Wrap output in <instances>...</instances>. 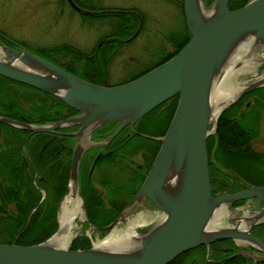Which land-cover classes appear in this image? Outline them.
I'll return each mask as SVG.
<instances>
[{"label": "water", "instance_id": "95a60500", "mask_svg": "<svg viewBox=\"0 0 264 264\" xmlns=\"http://www.w3.org/2000/svg\"><path fill=\"white\" fill-rule=\"evenodd\" d=\"M68 1L81 12L97 13L84 9L74 0ZM228 2L213 0L206 5L205 0H182L189 40L172 56L145 73L113 85L84 79L20 42L11 46L0 41L2 76L43 89L77 110L66 118L44 123L2 113L0 122L31 133L45 131L76 137L67 189H76L82 208L78 167L91 143L87 140L91 131L107 122L119 121L107 138L96 141L106 143L127 124L134 130L135 121L178 93L174 113L164 134H148L159 139L161 144L140 187L113 220L105 225H90L111 230L129 213L138 212L144 200L149 199L158 213L137 229L132 242L108 246L91 241L89 247L70 248L74 239L71 236L66 246L56 245L51 239L60 229L58 215L56 232L43 241L35 244L0 242V264H167L189 249L200 245L208 248L210 243L225 238L238 243L240 250L234 255L250 256L254 263L264 261V240L252 232L255 225L264 223V183H246L242 189L215 195L210 188L206 147L207 136L214 132L210 123L213 122L215 128L219 115L227 107L249 90L264 86V0H248L235 8H229ZM247 42L252 47V54L247 55L249 60L252 65L257 62L260 67L249 80L236 82L242 84L239 90L213 114L215 82ZM240 58L235 64L241 61ZM70 126L79 128L59 130ZM244 199H255L260 207L243 212L234 203ZM222 207L233 214L215 223ZM84 210L83 219L86 218ZM246 243L247 249L244 247Z\"/></svg>", "mask_w": 264, "mask_h": 264}, {"label": "trees", "instance_id": "16d2710c", "mask_svg": "<svg viewBox=\"0 0 264 264\" xmlns=\"http://www.w3.org/2000/svg\"><path fill=\"white\" fill-rule=\"evenodd\" d=\"M75 1L78 3V0ZM212 1L205 0V4L209 5ZM246 1L248 0H229L228 6H230L229 8L243 6ZM179 6L182 8V0H179ZM106 12L100 11L95 15L101 16V13ZM134 21L133 26L135 27L138 21L136 18ZM187 29L184 20V28L178 31L177 40L174 38L175 34H167L172 49L164 52L153 63L138 73H134L129 79L145 73L178 51L185 41L189 40L190 34ZM6 39L8 38L0 30V40L6 42ZM114 41L113 37H109L104 43ZM32 51L91 81H95V78L103 76V73L106 72V63L101 57H95L93 54L87 56L86 51L72 44L40 46ZM83 59L93 71L88 77L86 76L87 72L83 70ZM16 85L30 88L31 91L20 92L18 88L14 87ZM177 97L178 93L169 99L170 104L166 106L167 111L164 115L166 124L160 128L159 135L164 134L168 123H170ZM162 104L155 108L161 107ZM64 107H66L64 101L43 89L40 90L0 74V114L3 113L17 119L25 117L28 121L44 123L59 117ZM229 108L219 115L216 131L210 133L206 138L211 182L215 181L217 185L224 183L220 178L222 172L219 171V167L224 166L248 181H252L248 176H257L262 180L261 183H264V154L252 146L256 129L253 125L244 122L246 119L242 114L245 112L242 111L236 116L234 113H228ZM160 117L158 115L155 120H159ZM0 139V242L35 244L43 241L56 232L58 227V205L62 201L68 180V168H62L61 157L66 154L67 140L70 138L64 134L53 135L51 132L45 131L31 133L27 129L15 127L2 121L0 122ZM152 140L154 141V154L161 143L159 139ZM22 146H24V150ZM42 190L45 192L43 193ZM83 196L87 197L86 203L90 200H97L98 197L93 193L89 195L85 193ZM242 201L238 200L235 204L242 203ZM119 210L120 207L114 209L110 217L103 223L110 222ZM95 213L98 215V211ZM258 226L264 229V223ZM90 245L91 243L86 237L80 234L73 239L70 248H85ZM195 249L181 253L167 264H184L185 254ZM209 249L208 259L202 258L197 264H264V261L254 263L251 257L244 254L233 255L238 250V246L232 239L225 238L212 242ZM202 250L205 253L204 247ZM229 255L232 256L228 257Z\"/></svg>", "mask_w": 264, "mask_h": 264}, {"label": "rangeland", "instance_id": "374dc122", "mask_svg": "<svg viewBox=\"0 0 264 264\" xmlns=\"http://www.w3.org/2000/svg\"><path fill=\"white\" fill-rule=\"evenodd\" d=\"M78 3L84 9L94 10L97 13H100V11L107 12L101 13V16L99 14L95 15L96 13L94 15L84 13L74 8L68 0H0V30L8 38L6 39L7 43L20 42L21 45L31 50L39 48L40 46H54L66 43L89 52L100 36H109L106 34L110 33L112 28L111 18L118 20L121 16L126 15V13L122 12L115 13L113 9H118L119 7L129 8L131 6L137 8L142 11L141 13H143L144 19L146 20L144 21L142 35L136 39L140 46H138V43H135L125 53H120L115 59L108 60L106 62L108 63L106 72L103 73V76H98L94 79V82L98 84L113 85L123 82L124 79H129L134 73H138L153 63L159 56L158 53L154 52L157 48L166 46L168 49H172V44L167 39V34L174 35L178 33V30L181 31L184 28L185 18L181 11L182 8L179 6V0H78ZM144 38L145 43L143 41ZM258 53L262 54L261 51ZM240 63L237 62L235 67L238 68L242 65ZM259 65L257 62H254L253 66L247 69L248 71L246 70L235 74L234 79H232L233 83L249 80L257 68L260 67ZM14 87L18 88L20 92L28 93L31 91L30 88L23 87L22 85H16ZM260 88L251 91V93H246L241 101L239 100V102L229 108L228 113H234L238 116L240 112H245V114H242L244 119H246L244 122L253 125L254 129H256L252 146L264 154V88ZM40 96L42 98V95ZM246 101L250 102L248 106ZM168 104H170L169 100L162 105L165 106ZM163 106L153 109L149 114L144 116L141 120V125L138 127L142 134L157 135L160 128L166 124L164 114H166L167 107L163 108ZM158 115L161 116L160 119L155 120ZM212 128L213 122L210 123V129ZM149 143L154 144V141L149 139V137L146 138L138 134L129 140L130 145L145 146L144 144ZM127 155H129L127 160L131 164L142 161V155L139 152ZM219 171L222 172L220 178L224 183L217 185V182L213 181L212 186L214 187V191L223 193L229 187V184L226 186L225 182H232L227 176L228 173L232 174L231 177L234 174L233 171L224 166L219 167ZM224 172L227 174H224ZM248 178L252 180L250 183L261 184L262 180L257 176H248ZM236 179L238 182L242 181L241 183L246 184V181L240 180L239 178ZM242 185L239 184V187ZM256 202L251 199L243 200L242 203L237 205L245 212V210L258 209L259 205ZM57 211L58 220L59 208ZM141 211L147 217L153 215L152 218L156 217L158 213L153 204L144 208L141 207L140 210L138 209V212ZM125 223V220H121L118 225L125 228L128 226ZM79 231H83L82 227ZM79 231L74 234L79 235ZM97 231L91 229V234L94 232L98 236ZM253 231L255 233L257 232L264 240V229L261 226H255ZM232 241L238 244L234 240ZM244 247L247 249L248 243ZM198 251L197 248L192 251V253H202L200 254L201 256H198V261H201L202 258L208 259L204 250ZM258 254L260 255V252Z\"/></svg>", "mask_w": 264, "mask_h": 264}, {"label": "flooded vegetation", "instance_id": "af4514ba", "mask_svg": "<svg viewBox=\"0 0 264 264\" xmlns=\"http://www.w3.org/2000/svg\"><path fill=\"white\" fill-rule=\"evenodd\" d=\"M113 11L115 13H126V15L123 17L121 16V18L118 20L116 18H111L112 28L110 33L106 34L109 36H100L94 47H92L89 52L86 51L88 54L87 56H91L93 54L95 57H101L104 60V63H106L108 60L115 59L118 54H123V52L125 53L126 50L128 51L129 47L133 46V44L135 43H138L136 39H138V37L142 35V32L144 30V21H146L144 19L145 17L143 16V13H141L142 11L132 6L129 8L119 7L118 9H113ZM134 18H136V20L138 21L135 27L133 26V22H135ZM109 37H113L115 41L105 44L104 41ZM174 38L176 40L178 39V33H175ZM143 41L144 43L146 42L145 38ZM138 46H140L139 43ZM166 51H170V48L168 49L166 46H164L161 48H157V50L154 52L158 53L160 56ZM84 59L82 60V66L83 70L87 72L86 76L88 77L89 74H91L93 71H91L92 69H90L89 64H87L86 60ZM107 64L108 63L105 64L106 67ZM246 104L248 106L250 102L246 101ZM166 106L167 105L163 106V108H165ZM74 113H77V110L66 105L60 116L54 119H62L64 117L66 118L73 115ZM142 118L143 117L134 122V130L130 128V124H127L120 128L115 136L106 143L98 144L96 143V141L99 142L107 138L109 134L115 129V127L118 126L119 121L116 120L102 124L99 127L94 128L87 137V140L91 143L85 149L81 157L82 159H80L77 179L78 189H80L79 191L83 199L82 204L86 214V218L82 221L83 226H81L83 231H80L79 235L81 234V236H85L90 243L91 241L93 242L97 239L105 237L104 235H107L111 231L102 229L100 230L97 228H93L90 225H105L109 223H103V221L110 217V214L114 209H117V207H120V209L123 208V206L130 200L133 194L137 191L138 187H140L143 178L146 176L145 174L147 173L149 165L151 164L154 155H156L155 153L153 154L154 144H144L145 146L129 144V140L137 134L142 135L146 138L149 137L152 139H156L150 137L148 134V136L142 134L139 131L138 127L139 125H141ZM77 128L79 127H60L59 130L73 131ZM52 134L57 135L55 133ZM66 135L69 136L70 139L67 140V148L65 150L66 154L61 157V163L63 169L66 167L68 168V180L65 189L66 191H68V182L70 180L69 170L70 162L72 159L71 152L76 137L74 135ZM68 151L70 152L68 153ZM135 152H139L140 155H142V161L131 164L129 160H127V157L129 156L127 154ZM224 174L227 173L224 172ZM227 176L232 182H225L226 186L229 184V190L226 189L224 192H233L235 190L242 189L245 185L244 183H241L242 181L238 182L236 176H233V178L231 177L232 174L229 173ZM239 184L243 185L239 187ZM213 188L214 187L211 184L212 193H221L220 191H214ZM85 193H87L88 195L93 193L98 196L97 200L95 199L96 202H94L95 200H90L86 203L85 200L87 199V197L84 198L83 196L85 195ZM91 203L92 205H90ZM256 203H258V201ZM149 205H152L151 201L149 199H145L143 208ZM141 207L138 209L140 210ZM95 211H98V215L95 213ZM116 215L113 217V219L116 217ZM124 220L125 219H123L122 221ZM147 220L149 221L150 219ZM91 229L98 230L97 232L101 237L99 235L96 236L94 232L91 234ZM73 236L75 238L76 236H78V234H74ZM257 236L259 235L257 234ZM197 247L195 248L199 249V251L202 250V247H204L206 253L205 255L209 256L208 254L210 253V249H207L206 245H200ZM200 254L202 253H192V251L187 252V254H185V258L183 259L184 264H197L198 256H200Z\"/></svg>", "mask_w": 264, "mask_h": 264}, {"label": "bare ground", "instance_id": "6f19581e", "mask_svg": "<svg viewBox=\"0 0 264 264\" xmlns=\"http://www.w3.org/2000/svg\"><path fill=\"white\" fill-rule=\"evenodd\" d=\"M250 54H252V47L249 46L247 42L234 56V58L231 59V64H227L223 74L215 82V91L213 94V114H216L223 105V103L229 100V98L233 96L235 92L241 87L242 84L233 83L232 79H234V75L240 72L241 70L244 71L246 69L251 68L252 63L247 56ZM239 57H241L240 62L243 65H240V63V66L236 68L235 62ZM63 200L64 201H62L61 207L59 209L60 229L59 232L56 233L51 239L54 244L59 246H66L67 243L70 242L69 239L71 238V236H73V234L78 232L81 228L84 217V209L82 208L80 203L81 199L79 198V195L76 193L73 187L68 190ZM217 213L218 214L217 218L215 219V223L220 222V220L224 219V216L226 218L228 215L233 214V212L228 211L223 207L220 208ZM152 216L147 217L142 212H131L126 216L125 219V224L128 225L127 227L124 228L123 226H119L117 224L105 236L106 238L97 239V241L94 242L97 245L108 246L123 245L125 243L132 242V240L135 239L134 236L137 233V229L140 228L142 224L147 222V219H151ZM226 220L228 221V219Z\"/></svg>", "mask_w": 264, "mask_h": 264}]
</instances>
